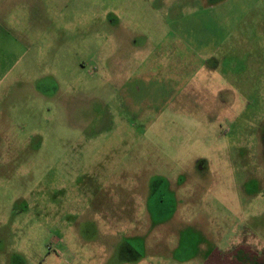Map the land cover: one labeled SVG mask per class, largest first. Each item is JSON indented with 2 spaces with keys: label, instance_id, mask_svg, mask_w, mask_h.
<instances>
[{
  "label": "rangeland",
  "instance_id": "rangeland-1",
  "mask_svg": "<svg viewBox=\"0 0 264 264\" xmlns=\"http://www.w3.org/2000/svg\"><path fill=\"white\" fill-rule=\"evenodd\" d=\"M227 258L264 264V0H0V264Z\"/></svg>",
  "mask_w": 264,
  "mask_h": 264
},
{
  "label": "crops",
  "instance_id": "crops-1",
  "mask_svg": "<svg viewBox=\"0 0 264 264\" xmlns=\"http://www.w3.org/2000/svg\"><path fill=\"white\" fill-rule=\"evenodd\" d=\"M247 248H249V247H247ZM235 252H236V251H233V253H231V254H227V255H228V256L230 255V256H233V257H235L236 255H238V256H239V255L241 254V253H240V254H239V253H237V254H236ZM250 253H253V254H254V252L252 251V249H251V248H250ZM256 255H257V254H256ZM257 256H258V255H257ZM227 260H228V258H227V259H225V261H227ZM228 262H229V263H225V262H224L223 264H230V262H231V261H230V260H228ZM231 264H233V263H231Z\"/></svg>",
  "mask_w": 264,
  "mask_h": 264
},
{
  "label": "flooded vegetation",
  "instance_id": "flooded-vegetation-1",
  "mask_svg": "<svg viewBox=\"0 0 264 264\" xmlns=\"http://www.w3.org/2000/svg\"><path fill=\"white\" fill-rule=\"evenodd\" d=\"M249 249V248H248ZM241 260L244 261V257L242 256ZM249 263V262H248ZM252 263H255V264H261L259 261H257L256 259L255 260H251L249 264H252ZM244 264V263H243Z\"/></svg>",
  "mask_w": 264,
  "mask_h": 264
}]
</instances>
